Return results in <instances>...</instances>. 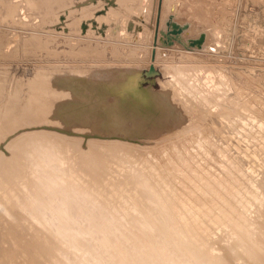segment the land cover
<instances>
[{
  "label": "bare ground",
  "instance_id": "bare-ground-1",
  "mask_svg": "<svg viewBox=\"0 0 264 264\" xmlns=\"http://www.w3.org/2000/svg\"><path fill=\"white\" fill-rule=\"evenodd\" d=\"M157 5V0H0V31L8 33L4 36L5 49L0 52L4 60H36L40 56L53 60H126L130 56L129 48H120L118 55L113 45L64 36L154 45L146 68L137 63L92 68L54 63L24 83L18 82L15 90L18 105L13 109L7 105L0 112V264H15L24 253L28 258L20 264H42V260L50 263L55 261L51 260L54 247L58 257L62 251L67 252L63 257L67 264H87L76 257L85 248L84 242L78 243L83 238L88 239L90 246L98 243L103 247L122 241L130 249L149 248L161 260L158 264H194L173 254L176 250L159 221L156 201H150V210L139 209L140 201L135 202L138 196L142 197V193L135 195L137 190L147 182L146 175L154 167L151 162L134 166L135 161L129 160L131 147L149 145L167 133L185 131L194 121L204 122L215 113L205 96L199 91L191 94V87L174 75H168L172 79L166 81L158 79L159 89L154 88L153 80L143 85L145 69L170 66L169 61L157 60V44L163 48L181 45L186 49H204L203 40L200 46L191 45L193 38L181 42L182 32H174L171 22L164 20V0L157 33L154 25ZM176 6L171 8L174 11L169 18L176 14L179 5ZM152 12L154 17L150 19ZM165 22L168 28L161 30ZM35 32L60 37H46L37 47L30 40V33ZM158 34L160 37L155 38ZM215 35L219 39L221 33L216 31ZM48 42L57 43L54 51H49L48 46L40 48ZM82 44L87 50L80 47ZM216 47H221L219 42ZM107 48L110 54L106 53ZM208 49L216 52L215 47ZM91 50L96 52L88 55ZM160 53L165 55L166 50ZM135 57L143 58L142 53ZM185 91L190 97H184ZM198 94L204 97V107ZM23 128L38 131L23 132L18 138L15 136L12 147H4ZM240 152L247 156L249 167H254L250 153ZM177 160L172 170L179 172L184 168L182 171L187 169L188 173L187 159L180 155ZM189 168L190 173L196 172L192 166ZM263 168L264 165L261 173L260 169L245 173L231 164L222 168L227 173L200 170L202 176L193 182V190L178 193L172 187L173 192L169 190L165 202L189 211L194 220L209 216L213 223L232 228L228 237L251 243L259 230L264 234ZM131 179L135 193L132 195ZM162 184L163 190L165 183ZM137 215L141 216H138L141 229L133 223L117 228L120 230L116 232L112 229V219L121 218L126 223ZM100 217L103 221L99 223ZM27 236L26 242L21 240ZM107 249L110 248L104 250ZM100 258L96 254L95 263ZM145 260L141 259L143 263Z\"/></svg>",
  "mask_w": 264,
  "mask_h": 264
},
{
  "label": "rangeland",
  "instance_id": "rangeland-1",
  "mask_svg": "<svg viewBox=\"0 0 264 264\" xmlns=\"http://www.w3.org/2000/svg\"><path fill=\"white\" fill-rule=\"evenodd\" d=\"M158 2L159 0H157L158 11L154 24L157 33L160 28V12L162 9L161 0ZM177 4L179 6L176 14L169 18V15L174 11L171 8L177 7ZM164 6H166L164 19L166 22H174L180 27L187 25L184 31H178V33L182 32L179 35L181 42H186L190 38H199L203 34L204 49H186L181 45L163 48L157 44V60L169 61L170 66L161 65L154 68L155 73L153 74H147L150 67L145 69L143 72L145 78L143 85H148L149 80H153L154 88L159 89V80L166 81L172 79L168 75H174L177 80H181L189 88L191 87V94L199 91L200 95L205 96L209 107L216 114H212V120L194 121L185 131L182 130L184 132L169 133V135L167 133L166 136L150 142L149 145L131 147L130 155L132 156L129 157V160L135 161L134 166L151 162L155 169L153 168V171L146 175L147 182L142 184L136 194L132 186L133 181L130 180V195L135 194L138 196L139 193H142V197L139 198L138 196V201H135L136 203L140 201L139 209L141 210H150V201H156L155 208L161 218L159 221L167 231V235H169L170 241L174 244L176 250L175 252L172 251L173 254L183 256L194 264H264V234L261 235L260 230L257 233L258 235L250 240L252 244L246 239L242 242L237 238L228 237L232 228L228 229L222 224L213 223L209 216L206 219L198 218V220H194L192 218L195 216H191L189 211L185 212L179 206L175 208L169 205L164 198L172 187L177 188L178 193L189 189L193 190V182L198 179L199 175L202 176L200 170L206 173H219L222 171L227 173L222 168L234 164L245 173H250L254 169H260L258 172L261 173L264 165V124L263 126L260 125L264 123V0H164ZM154 13L152 12L150 19L154 17ZM166 22L163 23L164 26L161 27V30L168 28ZM216 31L221 33L219 39L216 38ZM7 34V32L0 31V52L5 49L4 45L7 37L4 36H7ZM30 34V40L33 39L32 43L35 45L39 41H44L46 37L51 39L60 37L55 34L49 35L37 32ZM157 37L159 38L160 35H156L155 38ZM64 38L85 41L86 43L95 41L113 45L118 55L121 53L120 48H129L130 56L126 60H115L113 58L110 60H53L40 56L36 60L17 61L4 60L0 57V70H2L0 79L3 81L0 80V85H2L0 86V104L2 102L0 112L7 105L10 109L18 105L16 104L17 94L15 91L19 87L18 82L24 83L25 80L36 75L37 71L44 70V68L54 63L66 64L71 68L73 66L92 68L98 65L110 66L137 63L143 66L142 68H146L150 63L151 51L154 46H140L114 41L106 42L79 37L64 36ZM217 42L220 43L221 47H216ZM54 45H57V43L53 45L49 42L42 43L43 47L40 48L48 46L49 51H54ZM208 46L215 47L216 52H211ZM80 47L87 50L86 45L82 44ZM109 50L107 48L106 53L110 54L111 51ZM163 50H166L165 55L160 53ZM92 52L95 53L96 50L86 53L91 55ZM139 53H142L143 58L138 59L139 57H135ZM22 87L25 86L22 85ZM170 89L173 90L174 87L172 86ZM191 94L186 91L185 94L183 93L184 97L187 98ZM203 96L199 97L198 94L197 98L204 107ZM194 101L196 100L194 99ZM5 122L2 121L7 126L8 124ZM23 129L22 132L13 135L12 140L4 147L7 145L12 147L17 136L30 131H27V128ZM36 131L32 130L30 132ZM240 150H246L250 153L255 160L254 167H249L250 162L246 159L247 156ZM180 155L187 159V168L192 171L189 168V166H192L197 173H190V171L187 173V169L182 171L184 168L179 172L172 170L173 164H177ZM168 167L171 169L167 171ZM230 169L235 171L234 167ZM168 172H170L169 176L167 175ZM186 173L189 177L185 175ZM162 183H165L163 190L164 185ZM138 185H141L140 181H138ZM170 191L173 192V189ZM195 194L194 192L193 195ZM169 195L171 196V194ZM138 216L141 217L137 215L136 218L130 221L127 220L126 223H123L121 218H114L111 227L114 232L120 230L117 228H125L126 224L132 223L134 227L139 228L138 220L140 218ZM97 220L94 221L99 223L103 221L101 217ZM104 221L106 222V219ZM28 231L33 232L31 229ZM112 232L109 234L114 237L115 234H111ZM41 237L44 236L41 235ZM27 239L28 236L21 240L26 242ZM82 242L85 243V248L84 250L80 249V253L78 252L76 257L79 256L87 264H158L161 262L158 255L152 254L149 248L148 250H141L137 246L138 249L135 247L130 249L122 241L118 243L110 242V245L103 246L105 248L98 245V243H92L90 246V244H87L89 243L88 239L85 238L80 239L78 243L81 244ZM80 247H83V245ZM106 248L110 249L104 250ZM162 248L164 247L162 246ZM53 249L54 257L52 256L51 260L54 259L55 261L49 263L42 260L41 263L67 264L65 258L63 259L67 256L65 255L67 252L62 251L63 256L59 255L58 257L57 249L55 247ZM200 252L204 255H200ZM195 253L196 255H193ZM26 254L24 253L22 257H18L15 264H20L23 259L28 258ZM96 254L101 258L95 263L94 256ZM198 255L201 258L196 259ZM68 258H71V255H68ZM141 259L146 262L143 263L144 261H141ZM69 264L75 263L70 262Z\"/></svg>",
  "mask_w": 264,
  "mask_h": 264
},
{
  "label": "water",
  "instance_id": "water-1",
  "mask_svg": "<svg viewBox=\"0 0 264 264\" xmlns=\"http://www.w3.org/2000/svg\"><path fill=\"white\" fill-rule=\"evenodd\" d=\"M171 24L173 25V30H174V32H178V31H180L181 30V27L178 25V24H176V23H174V22H171ZM204 39V35L202 34V35H200L199 36V38L198 39H191L190 40V43H191V45H198V46H200L201 44H202V40ZM149 73L150 74H153V73H155V69H154V67L153 66H151L150 67V69H149Z\"/></svg>",
  "mask_w": 264,
  "mask_h": 264
}]
</instances>
